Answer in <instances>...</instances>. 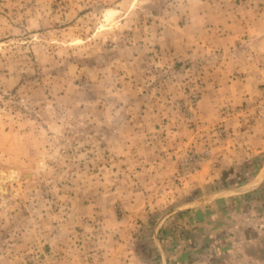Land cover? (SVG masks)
<instances>
[{
	"label": "rangeland",
	"instance_id": "rangeland-1",
	"mask_svg": "<svg viewBox=\"0 0 264 264\" xmlns=\"http://www.w3.org/2000/svg\"><path fill=\"white\" fill-rule=\"evenodd\" d=\"M237 111L264 123V0H0V264H182Z\"/></svg>",
	"mask_w": 264,
	"mask_h": 264
},
{
	"label": "crops",
	"instance_id": "crops-1",
	"mask_svg": "<svg viewBox=\"0 0 264 264\" xmlns=\"http://www.w3.org/2000/svg\"><path fill=\"white\" fill-rule=\"evenodd\" d=\"M247 78L233 92L237 103L249 91ZM233 114L241 115L230 125L235 135L212 149L207 164L213 165L200 169L197 194L180 216L182 239L204 240L182 264H264V123L245 125L244 114Z\"/></svg>",
	"mask_w": 264,
	"mask_h": 264
},
{
	"label": "bare ground",
	"instance_id": "bare-ground-1",
	"mask_svg": "<svg viewBox=\"0 0 264 264\" xmlns=\"http://www.w3.org/2000/svg\"><path fill=\"white\" fill-rule=\"evenodd\" d=\"M2 173H3V172H2ZM8 174H9V173H8ZM10 174H11V173H10ZM3 177H4V176H3ZM13 178H14V177H13ZM3 179H4V178H3ZM3 179H2V180H3Z\"/></svg>",
	"mask_w": 264,
	"mask_h": 264
}]
</instances>
